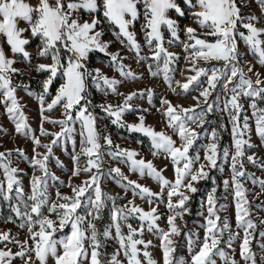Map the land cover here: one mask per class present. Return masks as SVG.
Listing matches in <instances>:
<instances>
[{
    "label": "snow or ice",
    "instance_id": "1",
    "mask_svg": "<svg viewBox=\"0 0 264 264\" xmlns=\"http://www.w3.org/2000/svg\"><path fill=\"white\" fill-rule=\"evenodd\" d=\"M257 2L264 10V0ZM186 9L193 23L202 31L198 33L197 29L191 26L183 29L186 40L181 43L187 53L186 59L189 65L187 71L194 74L186 76L183 83L180 81L175 83L185 94L197 88L201 90L198 96L193 97L196 101L193 106L185 108L161 98L162 108L157 109L162 112L167 128L178 137V143L167 132L156 131L152 126L147 125L144 115H139L137 123L129 124L123 121V114L131 110L129 102L134 97L146 94L151 103L153 96L151 89L127 95L118 93L117 85L121 81L108 77L99 68H89L88 60L91 52L99 51L110 57L109 66L125 80L139 79L140 76L123 63L125 59L123 56L118 52L107 51L111 41L102 39L104 32L99 26L107 23L118 29L113 35L129 51L135 53L139 63L149 57L141 55V45L131 28L142 16L144 23L141 25V30L145 43L151 51L150 59L157 62L155 70L149 65V73L153 77L163 73L164 82L171 88L173 84L170 75L173 71L171 65L177 57L176 54L168 51L165 43L172 44L180 39V27L179 20L173 19L169 13L174 12L177 17H184ZM81 10L91 19L81 22L79 15ZM256 19L255 16L245 18L241 14L237 0H54V2L37 0L35 6L29 4L27 0H0V35L6 38V44L13 57L21 56L31 67L32 54L27 51L31 39L26 38V34L30 31L31 38L40 40L37 58H48L51 61L36 64L34 70L37 73L48 74L42 82L43 91L37 97L41 104L40 134L54 137L49 144L42 145L40 139L32 134L16 95L18 86L14 85L12 80L14 74L23 75V72L14 67L16 60L10 58L3 47H0V95L3 97L0 103L4 104L8 118L14 122L17 133L31 136L36 147L46 149L44 153L33 149L35 155L31 157L30 165L41 175H32L29 193H25L20 179L23 170L12 166L9 159L11 153L6 155L0 152V171L3 175V179H0V198L9 202L11 211L21 220L20 227L27 229L28 239L32 241L29 244L28 240L23 242L14 240L10 232L0 233V242H14L20 245L21 249L15 253L10 250H0V264H11L15 257H20L23 264H36L37 261L39 264H48L49 258L54 260V264H123L119 258L121 253L126 264H145V262L157 264L148 251L152 241L143 239L145 231L158 235L163 264H217L214 258L217 256L224 264H237L236 260L220 247L224 243L231 249L233 240L241 238L239 233L231 232L227 218L220 216L219 212L225 206L222 204L217 206L215 186L207 195V215L203 212L198 213L203 216L204 221L199 225L204 230L202 240L198 233L191 229L184 232L190 262L184 257L174 255L176 242L173 237L181 235V228L176 220L177 218L182 220L184 215L190 212L188 202L191 200V195L189 194L199 191L195 186L196 183L211 179L215 184L210 171L219 167L218 161L221 156L231 160V181L225 180L223 183L225 188L229 183L234 186L236 227L243 231L239 245L240 256L246 264L249 262L256 264L255 255L250 248L252 230L256 225L249 218V209L245 207L248 201L244 195L245 189L241 178L246 176L242 158L245 157L246 149L253 147L250 140L245 138L251 131L250 119L254 120L256 134L264 142V107L260 106V102H264V79H261V74L254 72L253 66L246 61L247 69L241 66L242 53L239 50V42L242 41L248 51L257 57V63L264 66V39H262L264 28L255 26L253 21ZM20 22H25L27 26L19 27ZM162 28L167 29L171 39L165 40ZM241 28L245 29L246 33L241 31ZM209 37L213 39L210 40ZM199 61H203L208 66H201ZM221 62L222 66H217ZM247 73H252L255 79ZM57 77L61 78L62 83L45 108V97ZM89 81L97 91L104 92L105 95L111 91L113 94L124 96L121 104H102L100 106L102 111L112 118V124L126 128L130 133H141L148 137L153 149L152 155H163L170 160L174 170V180L167 179L163 175L164 169H157L152 161L145 160L138 151L113 145L110 136H101L97 117L91 110ZM23 87L25 90L28 89L27 85ZM218 87L222 90L223 99L218 94L214 100H210ZM172 90L176 92L175 88ZM242 98L249 100L251 117L244 114L241 121V114L245 112L241 103ZM57 106L63 109V119L51 120L44 115L45 111L50 112ZM217 110L229 116L232 125L231 147L222 149L220 132L212 129L209 142L202 147L203 158L199 150L192 155V150L201 135L197 129L203 130L205 117ZM43 122L59 125L60 131L49 133L43 128ZM77 124L80 152L72 156L76 165L72 170V176L78 177L81 173H85L88 174L87 179L78 185L70 181L68 186L71 188V195L57 190L55 195L60 201L57 203L49 195L48 179L51 177L52 180H57L58 177L49 173L48 161L52 156L53 146L61 140L71 141L75 145L73 134L77 133L75 127ZM101 139L108 145L107 154L110 157L126 164L130 172L156 181L160 191L154 192L149 187L129 179L119 167L109 168V178L125 192L131 191L133 196V199H129L126 204L118 205L117 197L104 192L101 187V179L104 175L102 171L104 150L100 143ZM17 151L21 156L24 155L22 150ZM81 156L85 157L83 167H80ZM247 159L255 163L252 156H247ZM253 182H258L264 187V180L253 179ZM165 192L166 208L170 213L167 216V230L159 226L161 215L158 206H153L163 202ZM135 198L146 200L149 204L148 210L136 204ZM45 209L47 215L44 213ZM81 209L85 210L84 214H81ZM106 209L110 213V223L101 231L96 221L102 220ZM53 215L56 219L51 218ZM130 218L137 219L139 226L134 228L129 223ZM8 219L11 221L12 217ZM66 228H70V231L57 238V233H64ZM226 232L227 240L224 239ZM261 235L264 236V232H261ZM109 240H115L119 247L110 259H105L102 249Z\"/></svg>",
    "mask_w": 264,
    "mask_h": 264
},
{
    "label": "rangeland",
    "instance_id": "2",
    "mask_svg": "<svg viewBox=\"0 0 264 264\" xmlns=\"http://www.w3.org/2000/svg\"><path fill=\"white\" fill-rule=\"evenodd\" d=\"M54 2V0H52ZM238 6L241 8V14L247 18L250 16H255L257 19L253 21L257 28H264V10H262L261 5L257 2V0H237ZM183 7V5H182ZM81 22L83 20H90L91 17L84 13L82 10L80 12ZM169 15L173 19L179 20V37L178 41L173 42L172 44L165 43V47L168 51L176 54L177 59L174 61L171 67L173 71L170 75L173 78V84L170 88L168 84H166L163 80V73L158 76L153 77L149 73V65L152 66V69L155 70L157 66V62L150 59L151 51L145 43L144 34L141 30V25L144 23L143 17L141 16L137 22H135L134 26L131 28L132 31L136 33V38L141 45V55L145 57H149V59L142 60L137 63V58L135 53L129 51L127 47L122 45L113 35L114 31H118L113 26L108 25L107 23H103L99 26L100 30L104 32V36L102 39L104 41H111V45L108 48V52L110 53H119L125 59L123 63L130 67L131 70L140 76L139 79L125 80L120 74L115 71L109 65L111 64L110 57L105 56L103 53L99 51H93L90 53L88 60V67L95 69L99 68L104 74H106L110 78H115L121 83L117 85L118 93H122L127 95L132 92H145L147 89H151L153 91L152 101L149 103L148 97L145 94L144 96H136L129 103L131 105V110L126 111L123 114V121L129 124L137 123L139 115L145 116V123L147 125L152 126L156 131H165L169 135L173 137L174 140L178 141V137H176L170 129L167 128V123L165 118L162 115L161 111L157 109H161V98H166L173 105H182L187 108L193 106L196 101L193 100V97L199 95V91L201 89L197 88L195 90H191L189 93L185 94L181 91V89L176 85V81H180L181 83L185 82V77L189 75H193L194 73L187 71L188 61L186 59L187 53L184 51L183 45L181 41L186 40V36L184 34L183 29L186 26H191L197 29V32H201L202 30L193 23L191 15L187 12L184 17H177L174 12H170ZM241 31L246 30L241 28ZM162 31L165 36V40L171 39L170 34L168 33L166 28H162ZM29 38L31 39V43L29 44L28 51L32 54L31 67H29L28 62L23 60V64L17 65L16 68L20 69L23 72V75L14 74L12 77L13 84L18 86L16 95L18 100L22 106V110L27 117V123L29 127L32 129V134L38 137L41 141L42 145L49 144L54 137L51 135L42 136L40 134V127L42 123L41 118V104L37 97L42 93V82L47 78V73L40 72L37 73L35 69V65L38 63H50V59L48 58H37V52L40 45L39 38H31L29 31ZM208 39H213L209 37ZM264 39V37H262ZM239 50L242 53L241 66L247 69V64H250L254 68V72H258L261 74V79H264V66H261L257 63V57L254 54L250 53L244 45L242 41L239 42ZM96 53H99L101 56H97ZM245 61L247 64H245ZM162 66V61L159 62ZM216 63V62H213ZM201 66L207 67L203 61H199ZM217 66H222V62ZM248 76H251L253 79L255 77L252 73H247ZM62 83L60 77H57L53 84L50 86L49 93L45 97L44 107L46 108L47 103L51 102V99L55 96L57 88ZM23 85H27L28 89L25 90ZM172 88L176 89L174 93ZM89 92L90 98L92 100V108L94 115L97 117V126L101 136H110L113 145H119L121 148L134 149L141 154L145 160H150L156 166L157 169H164L163 175L171 180H174V170L170 160L166 159L163 155L153 156L152 155V147L151 142L148 137L144 136L141 133H130L126 128H122L118 125L112 124V118L109 117L105 112L102 111V104H112L118 105L123 103L124 96L117 95L108 91V94L105 95L104 92L97 91L94 86L91 85V81H89ZM31 93V94H29ZM222 95V90L218 87L217 91L213 93L210 100H214L217 95ZM3 97L0 95V100ZM241 103L244 105L245 112L241 114V121L243 119V115L247 114L251 117V109L248 107L249 100L248 98H242ZM260 106L264 107V102H260ZM143 109H147L148 111L144 112ZM199 110V109H197ZM63 109L60 106H57L52 111H45L44 115L49 117L51 120H60L63 119L62 115ZM206 123L204 125L203 130L197 129L200 131L201 135L198 141L195 144L194 149L192 150V155L196 154V151L199 150L201 158H203V150L202 147L209 142V135L212 129H216L220 132V147L230 148L232 144V136H231V128L232 125L229 121V116L227 113L222 111H214L211 114L205 117ZM249 124L251 125V131L245 137L250 140V143L253 145L251 148H247L245 152V157L242 158V162L244 165V171L246 172V176L241 178V183L243 188L245 189L244 195L248 201V204L245 205L249 209L250 216L249 218L256 225V228L252 230V235L250 239V248L251 251L255 255L256 264H264V236L261 235V232H264V187H262L258 182L254 183L253 179L256 180H264V142L261 141L260 137L256 134L255 131V123L254 120L250 119ZM223 125V127H221ZM77 128V133L73 134V139L75 140V145L71 141L61 140L60 143L53 146L52 156L48 161V170L49 173L58 177L57 180H52L51 177L48 179L49 184V195L52 200H55L57 203L60 201L56 198V192L59 190L63 194L71 195V188L68 186L71 181L72 184L78 185L81 181L87 179V175L85 173H81L78 177L72 176V170L76 165L72 160V156L78 154L80 152V137L78 135L79 125L75 126ZM195 127V125H193ZM43 128L46 129L49 133H55L60 131V126L57 124H52L48 122H43ZM103 152V165L102 171L104 175L101 179V187L104 192L109 193L113 196L117 197L118 205H124L127 203L129 199H133L131 191L125 192V190L120 187L113 179L109 178L108 169L113 167H119L124 175L128 176L129 179L135 180L142 185L149 187L154 192H159L160 188L156 181L145 176L141 177L136 173H132L128 170L126 164L120 163L119 160L113 159L110 157L108 152V145L104 143L101 139L100 141ZM35 148L36 152L44 153L46 149L44 147H36L33 144L31 136H25L22 134H18L15 130V124L12 120L8 118V114L5 111V106L3 103H0V152L5 153L6 155L10 152L11 155L9 159L12 162V166L18 167L22 169V173L20 174V179L22 181V185L24 187L25 193L30 192V180L33 174L41 175L38 170H35L30 165V159L35 153L33 149ZM17 150H22L24 155L21 156ZM247 156H252L255 160V163L249 161ZM27 157V159L25 158ZM140 158V157H138ZM59 162V163H58ZM85 164V157H80V167H83ZM219 167L217 169H212L210 171V176L214 178L215 184H213L212 180H201L199 183H196L195 186L199 189V191L195 194L191 195V200L188 202V207L190 212L185 214L183 219L177 218L176 223L181 228V235L174 236L173 239L176 242V252L174 253L177 257H184L186 261L190 262V255L187 249V238L184 235V232L191 229L194 232H197L199 237L203 238L204 230L199 227L202 224L203 216L198 215V213L203 212L204 215L206 213V199L208 193L211 191L212 187H216L217 191L215 196L217 198V206L224 205L225 207L220 210L219 214L222 218H227L231 225V232L239 233L240 238L243 237L242 229H238L236 227V219H235V198H234V186L229 183V186L225 188L224 181H231V160L230 158L225 159L221 156L218 161ZM223 169L222 171L220 169ZM251 176L252 178H248ZM0 179H3L2 171H0ZM63 182V183H61ZM166 192L163 194V202H158V212L161 215V219L158 221V224L161 228L167 230V216L170 214L168 209L166 208ZM175 199V198H174ZM15 201H13L14 203ZM135 203L148 210L149 204L146 200H141L139 198H135ZM203 205V207H202ZM111 205L109 204V207ZM84 209H81V214H84ZM45 215H47L46 209L44 210ZM9 217H12V220L9 221ZM52 219H56L53 215ZM21 220L15 216V214L11 211L9 207V202L3 201L0 198V233L2 232H10V235L14 240H19L23 242L24 240H28V243L31 244L32 241L28 239V232L26 228L20 227ZM98 228L103 230V227L110 223V213L106 209L103 213V218L100 221H96ZM129 223L133 225V227L139 226V221L135 218H130ZM70 231V228H66L64 233H57V238H59L62 234H67ZM125 233L127 229H124ZM228 233L224 234V239L227 240ZM144 240H151L152 246L148 249L151 253L152 258L157 261V264H163V255L162 251L159 247L160 240L158 235L153 233H149L147 231L144 232L143 235ZM241 239L233 240L232 248L229 249L226 244L222 243L220 245L229 256L233 257L237 264H246V262L240 256L239 245ZM119 245L115 240H109L105 242L104 248L106 249V257L105 259H110L113 253H115L118 249ZM1 250H10L15 253L20 251V245L14 242H0ZM123 264H126L124 257L121 253L120 257ZM142 258V257H141ZM217 261V264H224V262L220 259L219 256L214 257ZM35 259L33 254V260ZM143 259V258H142ZM11 264H23V260L20 257H15ZM36 264H39L37 261ZM48 264H54V260L49 258ZM146 264V262H145ZM250 264V262H249Z\"/></svg>",
    "mask_w": 264,
    "mask_h": 264
},
{
    "label": "crops",
    "instance_id": "3",
    "mask_svg": "<svg viewBox=\"0 0 264 264\" xmlns=\"http://www.w3.org/2000/svg\"><path fill=\"white\" fill-rule=\"evenodd\" d=\"M27 2L33 6H35L37 4V0H27ZM26 23L25 22H20L19 27H26ZM26 38H29V32L26 34ZM0 47H3L4 51L6 52V54L10 57V58H14L16 60V63L14 65V67H16L17 65H21L23 64V59L21 56L16 55L13 57V54L10 51V48L8 47V45L6 44V38L3 37L2 35H0ZM29 45L27 46V51L29 49ZM1 250V249H0Z\"/></svg>",
    "mask_w": 264,
    "mask_h": 264
},
{
    "label": "trees",
    "instance_id": "4",
    "mask_svg": "<svg viewBox=\"0 0 264 264\" xmlns=\"http://www.w3.org/2000/svg\"><path fill=\"white\" fill-rule=\"evenodd\" d=\"M96 55L100 56V57H104L103 55L101 56L99 53H96ZM102 252L104 254V257H106V249L105 248L102 249Z\"/></svg>",
    "mask_w": 264,
    "mask_h": 264
}]
</instances>
